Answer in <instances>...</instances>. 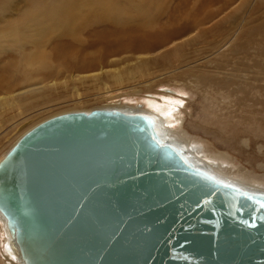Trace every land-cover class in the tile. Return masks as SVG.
<instances>
[{
  "label": "water",
  "instance_id": "water-1",
  "mask_svg": "<svg viewBox=\"0 0 264 264\" xmlns=\"http://www.w3.org/2000/svg\"><path fill=\"white\" fill-rule=\"evenodd\" d=\"M262 205L139 112L56 113L0 157V211L25 264H264Z\"/></svg>",
  "mask_w": 264,
  "mask_h": 264
},
{
  "label": "rangeland",
  "instance_id": "rangeland-1",
  "mask_svg": "<svg viewBox=\"0 0 264 264\" xmlns=\"http://www.w3.org/2000/svg\"><path fill=\"white\" fill-rule=\"evenodd\" d=\"M68 1L0 0V32H9L4 24L22 17L42 21L48 6L57 8ZM74 1L82 7L66 11L59 21L65 23L60 25L54 18L51 23L57 26L48 30L75 27L80 32V55L90 53V43L100 29L117 30L128 38L135 33L133 38L142 44L148 40L144 46L149 47L109 53L98 48L101 54L91 52L86 62L95 64L81 67L67 64L71 59L66 53L64 64L38 68L27 82L26 63L19 59L35 44L20 39L21 44L14 42L16 48L0 49V67L12 64L15 75L14 83L0 90V157L27 128L53 114L109 104L143 105L151 96L161 102L169 90L182 109L163 123L198 143L204 157L229 164L231 174L240 180L264 185V0H107L112 10L100 13L98 19L89 8L92 0ZM122 7L136 11L132 16L113 11ZM55 14L63 13L56 10ZM69 41L55 36L42 48L50 52L54 44ZM51 57L55 66L54 54ZM2 255L0 239V264H6Z\"/></svg>",
  "mask_w": 264,
  "mask_h": 264
},
{
  "label": "bare ground",
  "instance_id": "bare-ground-1",
  "mask_svg": "<svg viewBox=\"0 0 264 264\" xmlns=\"http://www.w3.org/2000/svg\"><path fill=\"white\" fill-rule=\"evenodd\" d=\"M76 3L77 2H75L74 0H69L68 2H66V5L57 8L56 7L51 8L48 6V11L44 13V17H42L43 18L42 21L37 19L36 16L34 15L35 17H25V18L22 17L11 23L4 24L7 28H10L11 30L6 33L0 32V49L2 48L6 49L8 48L9 45H14L15 44L14 42L16 40H18V43L21 44L19 41L20 39H23V41H30L34 43L36 46V48L32 51L29 52L22 51L23 52L21 54L22 58L19 59L20 61H23V63H26L23 69L25 82L33 79L32 73L38 68H51V67H57L58 64H64L65 61L67 60V54L70 56L71 59L69 62H67V64L71 63L73 67L75 66L81 67V66H91L95 64V63L92 64L89 61L88 63L86 62L87 59H90L91 52L95 55L101 54L98 48H102L104 50L103 53H109L110 51H115V52L121 51L127 47H130L132 49H136V48L139 49L138 47L140 48L142 47L141 49L143 48L148 49L149 46H144V44L148 40L143 42V44L142 42L139 43V41H137L138 38H133L134 36H136L135 33H129V35H132V37L128 38L127 34H125L124 36H120L117 30L113 31V30L100 29L95 31V36L93 37V40L90 43V48H91L90 53L85 54V56L80 55L81 53H83V50L80 49L81 47L78 44L81 41L80 35L78 34L80 32L77 33L75 27H72V29L70 27H65V28L60 27L59 29L55 28L52 29L51 31L48 30V27L55 25L53 24L54 22L51 23L52 20L55 21V19H57L58 22L56 21V24L58 23V25H60L61 23H65V22L59 23V21L63 18V15L66 13V11L67 13L70 12L69 9L74 6L78 8L82 7V6H77ZM91 3L93 4L92 6H89V8L94 14H97V19L101 16L100 13L107 14L110 13V10H112L110 9L111 7L109 8L107 6L111 4V2L107 0H92ZM52 4H55V1H53ZM112 5H114V3ZM225 8H227V6H225ZM40 9L37 10H39L40 12ZM56 10H60L63 14L56 15L55 14ZM90 10H88V15L90 14ZM114 10L126 16H132L136 11L134 8L131 10V9H125L124 7H122L121 9L119 8L113 9V11ZM50 13H54L55 16L51 17ZM126 16L124 18H126ZM133 17H129L127 19H133ZM36 19L39 22L33 21ZM78 20L79 19L77 17H74L75 23H77ZM78 23H80V21H78ZM56 26L57 25H55L54 27ZM28 33H33V35L28 36ZM55 36L56 37L65 36L69 38L70 41L61 43L62 45L54 44L52 47H50L51 49L50 52L45 51V49L42 47L46 46V44ZM141 37L143 38L145 36H141ZM163 39L164 38H162V40L159 41L162 43ZM65 43L66 44L69 43V44L65 45ZM21 47L22 45L20 46V48ZM51 54H54V58L56 59L55 66L51 64L50 61V58H52ZM48 61H50V66H48V64L46 63ZM28 67L29 69L31 68L32 69L29 70ZM11 71H13L12 64H6L5 66L0 67V90L14 83L13 77L15 75ZM54 73H56V71L50 72L49 74L53 75ZM42 78H43L42 75L41 77H38L37 78L38 82L39 80H42ZM166 92H168L170 95H164L163 96L164 98L162 99L161 102H158L157 98L151 96L146 99L145 104L143 105L141 104L142 106L137 104L129 105L128 103H122V104H109L111 106H104L101 108H117L119 110H122L123 112H139L149 115L152 119L153 129L157 134V136L160 138V140L171 143L175 145L177 148H179L182 154L186 157V159H188L194 166L199 167L200 169L206 171L207 173L214 176V178L216 179H219L226 183H230L244 190L264 192V185L261 184V182L240 180L241 178L238 175L231 174L232 170L229 164L218 159H212V158L210 159L204 157L203 154L201 153L200 145L198 143L193 141H187L178 133L171 131L163 123V122L166 123L167 121H171L172 119H174L176 114L180 113L182 109L180 106L181 102L177 104L178 100L172 98L173 91L171 92L169 90L168 91L166 90ZM227 171L230 172L227 173ZM0 236H1L0 239H1V247L3 253L2 255L3 259L1 260H4V263L6 264L8 263L7 259H9L11 264H25L23 259L21 258L19 248L14 238V234L9 229L7 219L1 211H0Z\"/></svg>",
  "mask_w": 264,
  "mask_h": 264
},
{
  "label": "snow or ice",
  "instance_id": "snow-or-ice-1",
  "mask_svg": "<svg viewBox=\"0 0 264 264\" xmlns=\"http://www.w3.org/2000/svg\"><path fill=\"white\" fill-rule=\"evenodd\" d=\"M262 207H264V205H262Z\"/></svg>",
  "mask_w": 264,
  "mask_h": 264
}]
</instances>
